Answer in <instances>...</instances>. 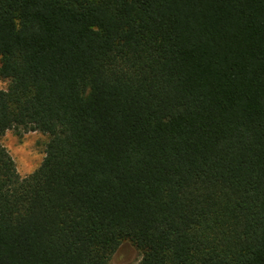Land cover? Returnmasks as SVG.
Listing matches in <instances>:
<instances>
[{"label":"trees","instance_id":"1","mask_svg":"<svg viewBox=\"0 0 264 264\" xmlns=\"http://www.w3.org/2000/svg\"><path fill=\"white\" fill-rule=\"evenodd\" d=\"M0 264H264V0H0Z\"/></svg>","mask_w":264,"mask_h":264},{"label":"rangeland","instance_id":"2","mask_svg":"<svg viewBox=\"0 0 264 264\" xmlns=\"http://www.w3.org/2000/svg\"><path fill=\"white\" fill-rule=\"evenodd\" d=\"M8 81L0 78V90L7 87ZM48 136L40 132L6 131L0 136L4 146L14 161L17 173L24 177L34 172L41 163ZM141 252L130 241H123L110 256L108 264H139Z\"/></svg>","mask_w":264,"mask_h":264}]
</instances>
